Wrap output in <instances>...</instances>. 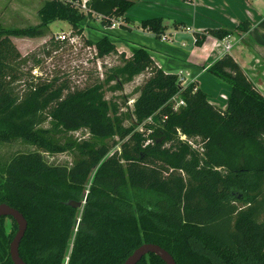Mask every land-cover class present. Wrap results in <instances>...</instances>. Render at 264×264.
Masks as SVG:
<instances>
[{
	"label": "trees",
	"instance_id": "16d2710c",
	"mask_svg": "<svg viewBox=\"0 0 264 264\" xmlns=\"http://www.w3.org/2000/svg\"><path fill=\"white\" fill-rule=\"evenodd\" d=\"M137 1L88 0L85 15L46 0L39 25L0 26V144L20 138L40 149L0 166V203L27 221L19 257L26 264H122L138 246L153 243L176 264H264V94L230 54L205 70L229 85L224 109L195 80L183 84L179 73L164 72L146 48L126 56L106 37L93 44L97 58L115 54L120 64L102 81L70 90L55 77H35L20 95L15 91L25 57L10 36H39L55 20L79 36L80 22L93 14L101 25L121 17L128 29L125 13ZM139 22L156 38L165 30L160 17ZM249 27L244 20L235 30ZM232 34L228 28L196 32L194 44L202 46L205 35ZM139 75L142 83L120 105L105 98L106 88L121 92ZM47 120L51 131L41 127ZM59 126L91 133L75 145L70 166L50 165L42 156L64 148L51 142ZM69 200L81 208L67 206ZM16 230L11 217H0V264H13L9 244ZM136 264L165 262L148 253Z\"/></svg>",
	"mask_w": 264,
	"mask_h": 264
},
{
	"label": "rangeland",
	"instance_id": "374dc122",
	"mask_svg": "<svg viewBox=\"0 0 264 264\" xmlns=\"http://www.w3.org/2000/svg\"><path fill=\"white\" fill-rule=\"evenodd\" d=\"M45 1L46 0H0V26L5 30H18L39 25L40 19L37 12ZM137 6L138 11L149 8L142 3L141 5L137 4ZM128 13L127 11L125 15ZM127 23H131V30H135V28L139 26V24L134 25V22L129 18ZM79 25L82 28V34L77 36L74 44L66 39L57 40L55 38L56 35L61 32L68 34L71 31L70 25L62 20H55L46 25V27L42 29V34L39 36H10L12 43L21 56L25 57V62L19 65L20 79L14 84L16 93L20 95L26 89V83L35 81V77L46 80L55 77L58 79V82H67L70 90L82 89L94 82L102 81L104 73L108 68L120 64V59L115 54H111L104 58H97L93 44L103 37H106L114 43L117 52L124 51L126 55H129L133 48H144V46L141 47L140 44H134L130 38L131 34L127 37L124 32H121L122 28L109 31L104 30L99 20L95 17L91 16L85 18ZM235 28L230 29L233 31L232 35L241 36L243 33L236 31ZM122 33L124 35H122ZM152 35L154 36L153 33ZM154 38L156 37L154 36ZM166 38L167 37H165V39ZM180 38L192 45L188 36ZM156 39H160V37ZM168 40L169 39H167V41ZM259 40L260 39L256 40L258 44L255 45L253 44L254 41L246 44L253 50L252 53H254V57L249 58L245 71L253 85L264 94V40L261 39L260 42ZM163 41L165 42V40ZM239 41L243 44L245 38ZM178 47L185 50L189 49L184 46ZM233 49L235 50L236 48L233 47ZM173 71H176V69H173ZM187 76L188 74L186 73L180 74L183 84L187 83ZM207 76L210 77L211 75L207 73L203 74L200 76L199 81L201 87L208 93V96L210 95L208 98L209 102L213 103L218 100L217 97L222 92L224 95H220V98L225 101L227 98L226 94L230 90L229 85L215 76H211L212 78L210 79ZM143 79L144 76L142 75L135 77L131 83L123 87L121 92L112 93L106 88L105 98L117 102L120 105L122 97L124 95H129L136 86L142 83ZM132 97H135V95ZM128 105H130V101L127 102V106ZM178 105H180V101L177 98L175 106ZM120 111H125V108L123 107ZM124 125H128V122H125ZM41 127L43 130L51 131L55 126L52 122L47 120ZM54 131V133H51V142L64 148L57 152H42V156L50 165L70 166L78 157L75 145L82 141L89 140L91 138V133L86 128L72 129L63 126L57 127ZM114 139H117V137ZM39 150L40 149L36 145L20 138L1 143L0 166L8 163L10 159L18 153H29ZM6 227L7 229L10 227L9 220H7Z\"/></svg>",
	"mask_w": 264,
	"mask_h": 264
},
{
	"label": "crops",
	"instance_id": "0c3cea01",
	"mask_svg": "<svg viewBox=\"0 0 264 264\" xmlns=\"http://www.w3.org/2000/svg\"><path fill=\"white\" fill-rule=\"evenodd\" d=\"M141 3L149 8L138 11L137 4L141 5ZM128 12L125 16L133 21L134 25L139 24L141 19L161 17L165 26L162 34L169 39L166 40L167 42L154 38L151 32L140 27L131 30L130 26L132 25L127 22L129 28H122L121 32H124L127 37L131 34L130 38L134 44L144 46L155 64L164 72L186 73L188 74L187 82L195 80L203 91L205 90L201 87L199 78L203 74H209L205 70L212 62L224 54H230L240 68L245 71L249 58L254 57L253 50L246 44L254 41L255 45L258 44L256 40L260 39L259 42L261 39L264 40V0H139ZM244 20L250 22L249 30L241 36L226 37L225 42L231 43V48L226 53L223 52L222 47L214 46L216 38L211 35H205L206 40L202 46L194 44L193 34L196 32L201 33L212 28L233 29ZM122 35L124 34L122 33ZM186 36L190 38L192 45L181 40L180 37ZM243 38L245 41L241 44L239 40ZM178 46L189 49H180ZM233 47L236 49L234 50ZM211 76L207 77L210 79ZM222 93L213 103L224 109L226 100L220 98V95H224Z\"/></svg>",
	"mask_w": 264,
	"mask_h": 264
},
{
	"label": "water",
	"instance_id": "95a60500",
	"mask_svg": "<svg viewBox=\"0 0 264 264\" xmlns=\"http://www.w3.org/2000/svg\"><path fill=\"white\" fill-rule=\"evenodd\" d=\"M67 206L73 208H81L82 202H75L69 200L65 202ZM0 217H11L16 223L17 230L9 244V256L13 264H26L20 257L18 252L19 243L26 231L27 221L23 215L16 209L0 203ZM152 253L159 257L165 264H176L171 255L160 246L151 243H143L132 251V253L123 261L122 264H136L141 258L148 254Z\"/></svg>",
	"mask_w": 264,
	"mask_h": 264
},
{
	"label": "built area",
	"instance_id": "2783aa9c",
	"mask_svg": "<svg viewBox=\"0 0 264 264\" xmlns=\"http://www.w3.org/2000/svg\"><path fill=\"white\" fill-rule=\"evenodd\" d=\"M60 1H63L65 3H69V4L73 5V7H75L79 12H82L85 15L87 13L86 2L88 0H60ZM92 17L97 18L99 20V23H100V16L93 14ZM86 18H88V17L86 16ZM123 24L124 23H123L122 18L121 17H117V18H112L108 25H101V24L100 25L103 26L104 30L109 31V30H113V29H116V28L119 29V28H121V26ZM165 37H166L165 35H161L160 39L166 41L167 38L165 39ZM55 38L57 40H65L66 39L70 43L74 44L76 42L77 36H74V35L72 36L70 34V32L68 34H65V33L61 32L58 35H56ZM214 46L215 47H222L223 52L226 53L231 48V43L230 42H225V39L224 40L216 39L214 41ZM180 104H181V101H180Z\"/></svg>",
	"mask_w": 264,
	"mask_h": 264
}]
</instances>
